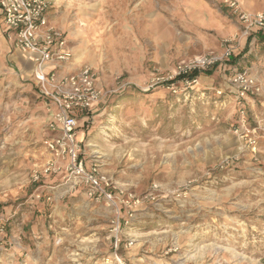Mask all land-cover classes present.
Wrapping results in <instances>:
<instances>
[{
    "label": "rangeland",
    "instance_id": "obj_1",
    "mask_svg": "<svg viewBox=\"0 0 264 264\" xmlns=\"http://www.w3.org/2000/svg\"><path fill=\"white\" fill-rule=\"evenodd\" d=\"M245 1L264 10V0ZM54 5L74 51L65 70L91 66L103 92L80 120L79 157L107 175L117 205L90 195L67 158L42 173L49 104L0 22V264H57V249L98 236L131 264H264V31H247L225 0ZM215 57L198 82L164 83ZM236 69L260 90L239 99ZM67 233L77 239L67 243Z\"/></svg>",
    "mask_w": 264,
    "mask_h": 264
},
{
    "label": "built area",
    "instance_id": "obj_2",
    "mask_svg": "<svg viewBox=\"0 0 264 264\" xmlns=\"http://www.w3.org/2000/svg\"><path fill=\"white\" fill-rule=\"evenodd\" d=\"M226 6L244 25L246 30L258 28L264 31V10L250 12L243 8L240 0H225ZM51 0H0V20L4 36L11 46L33 57L34 78L40 94L47 99L53 115L48 123L51 136L45 141L52 159L46 163L42 173L57 170V158L69 159L68 168L76 178L80 177L90 187V195L97 200L105 199L111 205H117L110 182L106 174L96 166L88 169L79 157L77 129L80 116L101 102L103 92L97 84V74L89 65H83L75 71H66L64 66L74 57L67 32L53 25L48 16ZM232 49L224 51V57H231ZM217 64L218 59H200L181 66L175 76L165 80L182 81L187 85L198 82L199 75L187 76L193 69ZM184 75V76H182ZM181 76V78H178ZM230 83L239 99H246L251 93L260 90L257 79L248 69H236ZM171 83V82H169ZM222 92V91H220ZM254 142V141H253ZM40 173H35L38 180ZM119 225L114 228L118 234ZM118 240V237H116ZM105 264H131L114 251Z\"/></svg>",
    "mask_w": 264,
    "mask_h": 264
},
{
    "label": "crops",
    "instance_id": "obj_3",
    "mask_svg": "<svg viewBox=\"0 0 264 264\" xmlns=\"http://www.w3.org/2000/svg\"><path fill=\"white\" fill-rule=\"evenodd\" d=\"M51 1H52V4H51V7L48 11V16H49L50 22L53 25L57 26V9H54V7H55L54 0H51ZM240 1H242V0H240ZM244 1L245 0H243V2ZM245 4H246V1H245ZM245 4H244V9L247 10V8H246L247 4L246 5ZM0 22H1V20H0ZM57 27H59V26H57ZM8 43H9V41H8ZM13 50H14V53H13L14 59H15V61H17L18 65L23 70L24 74L28 75L29 77H32L34 79L35 64H34L33 57L30 54L24 53V52L19 51L17 49H13ZM65 67H67V66L65 65L64 69H65ZM92 109H94V108H92ZM48 113H49V117L51 118L53 115V108L48 107ZM86 113L87 112H83L81 114L80 120L82 118L85 119L88 117V115H86ZM79 126H80V123H79ZM59 174H61V173H59ZM89 219H92V218H89ZM75 220H78V219L75 218ZM92 220H97V219H92ZM64 236H65L64 239L67 241V243L71 239L72 240L77 239V238L71 236L70 233L64 234ZM98 237H95V238L91 237L90 239H86L87 241H83L82 239H80L84 243L78 242V243H82V244L77 243L78 245L76 247H74L73 249H70V251L67 253L64 252L63 254H61V250L57 249V251H58V253H57V264H104L103 259L107 256H111L113 251H111V252L109 251L110 253L107 254V252H106L108 250L107 248L98 246L101 244H99L97 241H94L95 239L97 240ZM92 238H94V239H92ZM105 238H110V235L108 237H106V236L102 237V239H103L102 243H106ZM134 241H136V240H133V239L131 240V244H133L130 246L131 249H129L130 247L128 245H125V249L129 251V253L126 251L127 252L126 254H131L133 252V249L136 248V246H138V243H134ZM94 250L99 251L100 255L103 253H106V256L103 257L102 259L97 258L98 260L97 259L94 260V257H95ZM138 259H142V258L139 257Z\"/></svg>",
    "mask_w": 264,
    "mask_h": 264
},
{
    "label": "trees",
    "instance_id": "obj_4",
    "mask_svg": "<svg viewBox=\"0 0 264 264\" xmlns=\"http://www.w3.org/2000/svg\"><path fill=\"white\" fill-rule=\"evenodd\" d=\"M211 70L212 69H209V70H205L206 72H211ZM199 73H200V69H193L191 72H189L188 74H187V76H197V75H199ZM182 76H184V75H182ZM178 78H181V76H179ZM173 80H170V81H168V82H172Z\"/></svg>",
    "mask_w": 264,
    "mask_h": 264
}]
</instances>
